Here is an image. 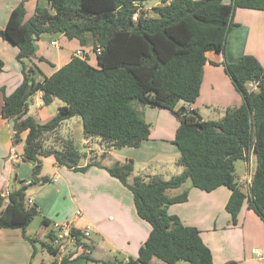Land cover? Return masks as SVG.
<instances>
[{"label":"trees","instance_id":"16d2710c","mask_svg":"<svg viewBox=\"0 0 264 264\" xmlns=\"http://www.w3.org/2000/svg\"><path fill=\"white\" fill-rule=\"evenodd\" d=\"M25 1L10 11L0 28V37L17 47L15 57L22 65V81L11 93L6 94L0 86L1 115L11 121L14 143L26 131L23 158L33 165L29 182L17 180L15 188L0 193V228L21 229L33 247L32 256L35 254L36 239L26 236L24 230L40 210L36 203L28 202L26 190L50 181L48 176H39L41 157L50 155L58 166L75 171L99 166L132 193L137 215L151 229L137 255L119 264H148L152 258L165 264H213L200 231L167 211L170 204L187 200L188 189L168 194L186 181L206 192L227 187L230 195L225 210L231 223H236L246 199L248 208L264 222L263 66L249 54L237 62H223L241 103L227 108L222 118L203 119L196 109L184 106L199 95L205 53L224 51L227 34L235 26V9L264 10V0H158L161 4L153 7L154 15L140 7L146 0H44L47 6L37 3L24 21ZM42 33H61L76 39L80 46L90 37L95 64L88 62L87 55H73L53 73L37 80L33 67L24 65L22 59L35 57L34 42ZM2 66L0 61V70ZM249 82L256 83L255 90L248 88ZM36 92L41 93L42 105L53 98L62 101L45 122L27 114L28 100ZM180 101L183 104L177 106ZM137 106L166 108L175 114L179 125L172 142L179 151L180 173L167 179L138 175L129 180L131 160L102 166L92 158L80 165L84 155L75 148L70 135L59 134L64 120L79 117L83 136L99 138L106 149L139 147L148 139L151 126ZM251 153L256 168L249 188L244 189L234 164L247 161ZM41 223L49 225L50 221L43 217ZM50 234L51 239H59L52 231ZM69 235L76 247L85 245L79 229L70 227ZM38 242L52 255L60 250L48 241ZM70 256H63L59 264H67Z\"/></svg>","mask_w":264,"mask_h":264},{"label":"crops","instance_id":"0c3cea01","mask_svg":"<svg viewBox=\"0 0 264 264\" xmlns=\"http://www.w3.org/2000/svg\"><path fill=\"white\" fill-rule=\"evenodd\" d=\"M20 1L0 0V28L5 26L10 11ZM37 3L47 6L44 0L25 1L24 21L32 15ZM160 4L156 0L151 6L146 7L142 3L140 7L154 15L153 7ZM232 19L235 26L227 34L224 51L205 53L206 62L203 66L199 95L193 103L184 104L185 107L196 109L203 119L218 120L227 108L236 107L241 103L240 95L224 71V61L237 62L241 56L249 54L264 68V10L236 8ZM54 34H40L34 42L35 57L22 59L24 65L33 67L37 80L53 73L66 63L76 50H83L87 57L89 56L86 48L92 51L90 37L85 46H80L76 39H68L61 33L60 37L55 38ZM54 40L56 45H51L50 41ZM16 53L17 47L0 37V61L3 63L0 70V86L4 87L6 94L11 93L22 81V65L16 59ZM38 57L45 60L41 61ZM247 86L250 89L249 83ZM55 100L56 98H53L48 105H42L41 93L36 92L28 101L27 114L30 115L29 109L33 102L39 111L54 104V112L48 116L50 118L62 104ZM2 104L3 94L0 91V193L6 194L17 186V180L29 182L33 163L23 158L26 131L20 134V141H12L11 121L1 115ZM201 108L217 110V118H204ZM139 109L151 126L148 139L139 147L103 149L99 138L83 136L79 117L64 120L60 127H64L66 134L72 133L73 130L82 133V142L86 148L80 165H85L93 157L102 166L131 160L133 169L129 180L138 175L143 178L159 175L167 179L180 173L182 166L176 164L178 157L175 156H179V151L172 142L179 125L175 114L160 107L140 106ZM94 141L98 142L96 149L93 148ZM92 150L94 153L90 155L89 151ZM100 152L104 154L101 156ZM168 154L173 156L167 159L164 156ZM243 164L244 171L238 177L242 184L250 180L255 171V155L251 153L247 161L243 160ZM46 165L50 166L51 173L44 170ZM39 176H48L50 181L30 185L26 190V199L38 205L40 213L37 217L41 226H46L41 223L45 217L49 219L50 224H66L82 233L88 230L87 237H90L91 233L97 236L96 240L84 241L85 245H79L75 250L69 249L66 255L71 253V256L67 264H103V261L119 264V261L137 255L151 227L137 215L132 193L117 178L96 165L90 166L86 171L58 166L52 155L41 157ZM183 189H188L187 200L170 204L167 211L178 216L183 224L194 226L200 231L202 241L211 251L213 264H225L229 261L264 264V222L248 208L247 199L238 212L236 223L233 224L225 210L230 195L227 187L219 186L206 192L186 183L182 187L169 190L168 194L173 196ZM31 223L32 221L25 227V235L38 241H47V238L42 240L36 236L35 228L29 229ZM57 230L58 236L61 231ZM47 237L51 239L50 232ZM61 243L58 245L62 246ZM32 251L33 247L23 238L21 229L0 228V264H33ZM84 254L90 258L83 257ZM59 262L60 260H56L55 264ZM148 264L165 263L152 258Z\"/></svg>","mask_w":264,"mask_h":264},{"label":"rangeland","instance_id":"374dc122","mask_svg":"<svg viewBox=\"0 0 264 264\" xmlns=\"http://www.w3.org/2000/svg\"><path fill=\"white\" fill-rule=\"evenodd\" d=\"M155 1L156 0H146V1H143V5L146 6V7L147 6H151L152 3H154ZM146 12L149 14V11L146 10ZM151 13L152 12L150 11V14ZM54 37L55 38L60 37L59 33H55ZM86 50H87V53H88V56H89L88 57L89 63L90 64H94L95 61H94V53H93V51H91L88 47L86 48ZM33 99L35 100L36 97L33 98ZM55 101L62 103V101L57 99V98H56ZM182 103L183 102H181V101L178 102L177 106L181 105ZM139 107L140 106H137L138 109H139ZM201 111H202V115L204 116V118H211V119L212 118H217L216 117L217 110H213V109L210 110V109L201 108ZM53 112H54V104H51L50 106H46V108H43L41 111H39L35 107V102H33V105H31L30 109H29V114L32 115L34 118H36V120H38L39 122L46 121L49 118L48 116L50 114H53ZM61 127L59 128V132H60ZM62 135L63 136H69L70 135L72 140H73L75 148H77L82 153V155H84L86 146L82 142V133H81V131L79 133L76 130H73L72 133L66 134V132L64 130V127H62ZM50 140H52V138H50ZM101 146L103 147V149H106L105 145L102 144ZM96 147H98V142L94 141L93 148L96 149ZM89 152H90V155H92L94 153V150L89 151ZM100 153H101L100 154L101 156L104 154L103 152H100ZM172 156L173 155L168 154V155H166L164 157L169 159ZM175 156L178 157V155H175ZM83 159H84V156L82 157L81 161ZM94 159H95V157H93V160ZM176 164L179 165L177 162H176ZM234 165H235V174H236V177L238 179V177L244 171L243 160H237ZM179 166H181V165H179ZM44 170L47 171L48 173L52 172L49 165H46ZM137 170H138V168L136 166V170L135 171H137ZM186 183H188V185L190 186V182L189 181H186L183 185H186ZM38 219L39 218L37 216H35L33 218L32 223L29 225V229L35 228V231L37 232L36 233L37 237H39L42 240H46V238H47V241L52 243V245H54V246H58L59 242L61 243L62 240L63 241H62L61 244H63V245H62V248H60V252L59 253H57L56 255H52V254L48 253L47 250L41 246V244L38 242V240H36V242L34 243V246L36 248L35 249L36 252H35V254L33 256V264H53L54 261H56V260L59 261L62 256L66 255V252L69 249H71V250H75L76 249L75 242L73 240L69 239L68 237H62V238L59 239L58 242L56 240H54V239H50L49 237H47V234L50 231H52L53 233H55L57 235V232H58L57 229H59V228L55 227L54 224H49V225H46L45 227H43V226H41V224H40ZM90 239L96 240L97 236H95V235H93L91 233L90 237L83 236V238H82L83 242L84 241L85 242H89ZM181 264H184V262H181Z\"/></svg>","mask_w":264,"mask_h":264},{"label":"built area","instance_id":"2783aa9c","mask_svg":"<svg viewBox=\"0 0 264 264\" xmlns=\"http://www.w3.org/2000/svg\"><path fill=\"white\" fill-rule=\"evenodd\" d=\"M133 19H136V14H134ZM50 44L51 45H56V41L55 40L54 41H50ZM96 50L99 51V48H97ZM74 55L75 56H78V57H81V58H84L86 56V54L84 53V51L81 50V49L76 50L74 52ZM249 86H250V90H255L256 87H257L255 82H249ZM250 181H251V179L248 180V181H245L243 184L242 183L241 184L243 185V187H245L246 189H248L249 186H250ZM54 226L57 227V228H59L60 231H61V234L58 236L59 239L62 238V237H68L69 239H71V240L74 241L73 236L69 235V229H70V227H68L66 224H58V223H54ZM83 234H84V236H86L88 234V230L83 231ZM59 247L62 248V246H59Z\"/></svg>","mask_w":264,"mask_h":264},{"label":"water","instance_id":"95a60500","mask_svg":"<svg viewBox=\"0 0 264 264\" xmlns=\"http://www.w3.org/2000/svg\"><path fill=\"white\" fill-rule=\"evenodd\" d=\"M28 101H30V99Z\"/></svg>","mask_w":264,"mask_h":264}]
</instances>
